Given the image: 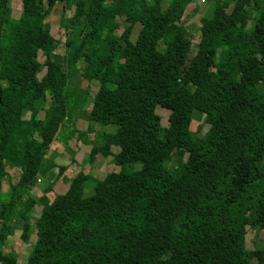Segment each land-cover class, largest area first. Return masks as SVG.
I'll list each match as a JSON object with an SVG mask.
<instances>
[{
	"label": "trees",
	"instance_id": "16d2710c",
	"mask_svg": "<svg viewBox=\"0 0 264 264\" xmlns=\"http://www.w3.org/2000/svg\"><path fill=\"white\" fill-rule=\"evenodd\" d=\"M58 1L21 0L15 18L9 0H0V226L9 236L17 227L28 241L31 227L15 214H31L36 200L28 190L49 172L45 155L86 108L87 127L68 136L91 146L90 163L118 146L127 169L95 181L89 196L79 178L54 194L49 217L36 219L25 264H246V220L264 230V0L257 6L212 0L213 13L202 20L191 56L180 21L193 0H63L74 7L60 18L63 63L45 21ZM119 16L124 27L117 35ZM98 27L97 52L90 51L87 41ZM76 78L96 81L107 92L91 98ZM155 106L169 111L166 126L152 112ZM195 113L207 125L201 135L191 130ZM154 141L160 147L143 159ZM176 143L194 147L176 149ZM184 154L181 173H159L173 155ZM6 163L18 170L13 182ZM65 169L59 166L57 177ZM252 255L264 264V246ZM16 262L0 247V264Z\"/></svg>",
	"mask_w": 264,
	"mask_h": 264
},
{
	"label": "rangeland",
	"instance_id": "374dc122",
	"mask_svg": "<svg viewBox=\"0 0 264 264\" xmlns=\"http://www.w3.org/2000/svg\"><path fill=\"white\" fill-rule=\"evenodd\" d=\"M147 1L153 2L154 0ZM248 1L249 5L257 6L260 0ZM221 2L222 1L219 0L218 3ZM9 4L12 8L13 17L17 18L21 10V0H9ZM214 6L215 3L212 0H193L186 7L184 15L180 21V25L185 31L186 38L191 43L190 56L195 54L197 51L196 45L199 41L200 36V24L205 17L212 15ZM230 9L231 7L229 6L227 8V11H229ZM73 11V5L66 6L65 2H63V0H60L56 3L50 14H48V16L45 18V21L50 26L51 34L56 40L59 41L55 51V58L60 63H63L65 60V48L63 45L65 31L60 26V18L62 14H65L66 17H70L73 14ZM117 12L121 13L122 9L118 7ZM252 24L253 20L251 19L247 22L245 31L251 29ZM123 27L124 20L122 16H119L115 33L117 35L120 34ZM135 29L136 30L133 33V37H135L137 32V28ZM81 30L82 24L76 23L74 25V32L80 33ZM102 33L103 30L100 27L93 30L91 37L87 41V48L90 51L97 52L96 44L99 41ZM38 58L41 63H44L45 56L43 53V47L39 49ZM44 72L45 68H42L36 74L38 85H40L41 83V78L43 77ZM118 82L119 79L115 77L114 83ZM75 84L82 88L88 89L91 98L95 97L101 99L107 92L106 89L101 88L96 81L89 82L83 78H76ZM175 93L178 94V91H176ZM66 97L68 101L72 98L71 91L66 92ZM88 109L89 108H86L84 111H82L81 114L77 115L74 118L79 119V122L77 121L76 123L78 127H85ZM152 112L159 117V122L162 126H166L168 124L169 111L167 109L155 106L152 108ZM36 116L41 119L44 116V112L38 111ZM73 121L65 126L63 133H61V135H59L54 140L53 144L51 145V150L44 157L46 164L50 167L48 174L44 179L39 178L35 182V184L28 190V194L36 200V205L33 208L31 214L25 215L19 212L15 214V220H17V222L26 223L31 227L28 241L25 242L20 239V231L17 227H15L16 229L14 234L9 236L7 227L0 226V247L2 248V251L4 253H11L16 257V264H25L26 260L32 254L33 246L36 241L34 228L36 219L42 216L49 217V204L52 201L54 194L62 193L64 190H66V188H68L70 182L73 179L79 178L78 180H83L82 183L84 184V195L89 196L93 193L92 186L94 185L95 181L103 179L109 172H121L126 171L127 169L123 165V156L120 152V148L114 145H112L111 147V151L113 153L112 156L104 157L102 155H97L94 162L90 163L88 161L90 147L81 142L76 134H71V136H68L71 133L72 129H78L76 125L73 124ZM206 129L207 125L203 124V114L195 113L191 122V130L201 135L206 131ZM111 130L113 131L114 128H111ZM86 137L89 139L95 138L94 134H89ZM170 143L173 142L171 141ZM160 145V142L154 141L152 145L148 147V149L142 152V158L149 159L153 151L160 147ZM174 147H176V149L189 150L194 146L189 143H176L174 144ZM0 153L4 154V148L2 145H0ZM185 164H187V154H184L181 157L178 155H173L171 159L164 165L159 166L158 171L161 174H168L172 172L173 174L177 175L182 172ZM59 166H66V169L59 177H57ZM6 170L9 173L12 182L15 181L18 175V170L11 168L7 163ZM261 172L264 175V162L261 166ZM52 182H54L52 190L47 192L45 190V187ZM1 190L5 195L10 191V180L8 175L2 182ZM246 231V264H257L256 259L252 255V250L256 246H264V230L260 229L258 226H251L250 220L247 219Z\"/></svg>",
	"mask_w": 264,
	"mask_h": 264
},
{
	"label": "crops",
	"instance_id": "0c3cea01",
	"mask_svg": "<svg viewBox=\"0 0 264 264\" xmlns=\"http://www.w3.org/2000/svg\"><path fill=\"white\" fill-rule=\"evenodd\" d=\"M28 114H29V113H27L26 116H28ZM26 116H25V117H26ZM28 117H29V116H28ZM28 117H26V118H28ZM43 117H44V116H43ZM37 118H39V117H37ZM39 119H40V118H39ZM41 119H42V118H41ZM78 120H79V119L76 118V119L74 120L73 124L76 125V123H77ZM78 122H79V121H78ZM76 127H77L78 129L84 130V129L87 127V120H86L85 127H78L77 125H76ZM85 145H87V146H89V147L91 148V146H90L89 144H86V143H85ZM50 150H51V147L49 148V150H48L47 153H49ZM89 151H90V149H89ZM66 190H67V188H66ZM66 190H64L63 192H65ZM63 192H62V193H63Z\"/></svg>",
	"mask_w": 264,
	"mask_h": 264
}]
</instances>
